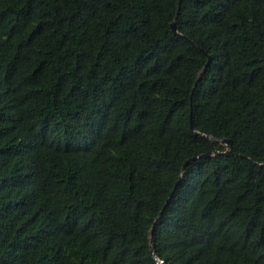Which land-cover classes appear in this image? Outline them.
Segmentation results:
<instances>
[{"label": "trees", "instance_id": "16d2710c", "mask_svg": "<svg viewBox=\"0 0 264 264\" xmlns=\"http://www.w3.org/2000/svg\"><path fill=\"white\" fill-rule=\"evenodd\" d=\"M156 257L264 264V0H0V264Z\"/></svg>", "mask_w": 264, "mask_h": 264}, {"label": "water", "instance_id": "95a60500", "mask_svg": "<svg viewBox=\"0 0 264 264\" xmlns=\"http://www.w3.org/2000/svg\"><path fill=\"white\" fill-rule=\"evenodd\" d=\"M179 4H180V0H177V12H178V9H179ZM169 27H170V29H171L173 32H176L175 20H173V21L169 24ZM204 69H205V67H204ZM204 69H203V70H204ZM203 70H202V71H203ZM198 79H199V78H198ZM198 79H196V81L194 82L193 85L196 84V82H197ZM190 125H191V109H190ZM221 142L224 143V144H228V145L230 144V140H229V139H222ZM224 153H225V154H229V153H231V150L228 149V150L225 151ZM208 155H209V153L204 154V156H208ZM167 203H168V200L165 202V205H164V206H166ZM162 211H163V209L160 211V213H159V215L157 216L156 220L161 216ZM156 220H155V221H156ZM151 241H152V240H151V238H150V244H151ZM150 251L154 254V252H153V245H150ZM154 256H155V254H154ZM156 259H157L161 264H164L163 260H159L157 257H156Z\"/></svg>", "mask_w": 264, "mask_h": 264}]
</instances>
